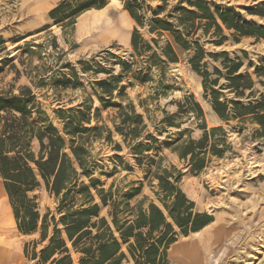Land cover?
Here are the masks:
<instances>
[{"label":"rangeland","instance_id":"374dc122","mask_svg":"<svg viewBox=\"0 0 264 264\" xmlns=\"http://www.w3.org/2000/svg\"><path fill=\"white\" fill-rule=\"evenodd\" d=\"M63 1L0 0V93L18 94L30 88L35 95V124L49 119L64 134L65 123L74 119L75 125L91 129L83 132L82 138L87 141L92 175L80 173L78 183L90 185L91 178H96L98 188L112 190L102 216L110 219L113 200L120 209L129 202L133 214L140 202L145 210L151 203L164 209L158 176L167 170L172 175L170 180L178 178V187L195 203L193 210L212 215L213 223L197 235L184 234L175 224L177 240L167 249L168 264H264V130L252 115L237 117L231 113L221 118L212 103L213 89L219 91L221 100L243 104L264 101V77L255 73L264 57V38L240 36L224 25L223 31L212 25L206 30V20L197 18L192 37L182 26L176 28L190 41L186 49L171 32L159 35L150 32L148 23L140 25L123 0H106L104 6L77 10L67 19L53 18L51 11ZM207 1L233 6L247 21L264 28V16L252 13L264 8V0ZM164 2L146 0L145 5L156 8ZM166 2L165 12L178 3L197 9L190 5L195 0ZM146 13L150 18V10ZM95 15L101 22H94ZM108 20L127 22L129 42L102 38ZM135 30L143 38L140 44L149 42L153 49L135 50L131 42ZM223 36L221 44L217 43ZM168 41L174 46L177 61H169L163 54ZM196 44L205 55L195 69L191 60ZM154 53L166 62L157 61ZM229 59L241 60L239 72L251 74L254 85L245 95L237 96L228 87L225 66H229ZM103 80L113 88V96L99 84ZM138 114L143 118L140 124L124 121ZM213 127L221 130L210 132L205 152L199 156L203 166L193 171L191 156L182 158L175 148L189 139H201L205 130ZM32 148L39 151L37 139ZM1 186L5 187L0 176ZM132 188L140 192L126 200ZM92 190L100 202L96 189ZM29 194L38 196L43 213L47 207L56 212L58 200L44 184ZM77 196L81 199L83 194ZM0 200L4 209L0 213V264H38L40 257L34 259L33 253H40L48 240L40 242V229L31 233L19 230L9 195L0 194ZM119 216L132 218L125 213ZM123 250L128 253L127 244ZM71 254L74 264H79L81 254L73 248ZM122 264L135 262L130 257Z\"/></svg>","mask_w":264,"mask_h":264},{"label":"trees","instance_id":"16d2710c","mask_svg":"<svg viewBox=\"0 0 264 264\" xmlns=\"http://www.w3.org/2000/svg\"><path fill=\"white\" fill-rule=\"evenodd\" d=\"M71 1L65 0L60 3L51 11V16L67 19L77 10L101 7L106 2V0H86L73 5ZM123 2L125 8L140 25L148 23L150 32H157L159 35H163L164 31L171 32L175 41L186 49L190 48V41H187L184 33L176 28L182 26L186 35L192 37L197 28V18L206 20V30L212 25L218 31H223L222 25H224L228 29L235 30V34L240 36L264 38V28L247 21L233 6L195 0L190 2V5L195 6L196 10L178 3L169 12H165L168 7L166 0L163 5L156 8L145 5L146 0H123ZM147 10H150V18L146 15ZM163 13L166 14L160 16ZM252 13L264 16V8L259 7ZM140 39L143 38L135 30L131 42L136 51L153 49L149 42L140 44ZM224 39L225 36L217 43L221 44ZM153 41L158 42L156 39ZM196 45L198 48L191 60L195 69L205 55L204 49L199 44ZM163 54L169 61L178 60L170 41L163 49ZM224 56L227 57V54L225 53ZM154 57L157 61L166 62L156 53ZM229 62V66H225L228 68L227 78L230 81L228 87L237 96L245 95L246 89L254 85L251 74L239 72L243 66L241 60L229 59ZM261 63L255 68L258 77H264V57ZM225 65L228 64L225 62ZM99 84L105 86V92L109 96H113L114 90L107 80ZM205 88L208 91L206 79ZM101 98L107 100L104 96ZM212 103L215 112L221 118L226 119L231 113L237 117L252 115L264 130V101L255 100L243 104L234 99L221 100L219 91L213 89ZM196 106L202 112L199 103H196ZM35 108V95L30 88L26 87L18 94L12 91L0 93V176L4 180V188L9 195L19 230L31 233L40 229V242L48 240V244L40 253H33L34 259L40 257L38 264H46L51 260L52 264H74L71 248L81 254L79 264H122L124 259L130 261V257L135 264H168L167 249L177 240L178 232L175 224L184 234H188L200 231L213 221L212 215L193 210L195 203L178 187V178L170 180L172 175L167 170L163 175L158 176L160 200L164 209L151 203L145 210L143 203L140 202L137 213L133 214L129 202H126L125 208L120 209L119 204L113 200L110 204L112 207L109 211L110 219L102 216V207L109 205L112 190L98 188L99 179L96 178H91L90 185L84 182L78 183L80 173L89 177L92 175L87 141L82 138V133L91 129L82 124L75 125L74 119L65 123L64 134L49 119L42 120L43 124H35L32 120ZM142 119V115L138 114L127 116L124 121L140 124ZM93 130H98V127H94ZM217 130H221V127L205 130L201 139H189L175 148L180 157L191 156L193 171L202 168L203 159L199 156L205 152V143L210 132L215 133ZM131 132L134 130L131 129ZM125 135L127 136V133ZM35 139L40 143L38 152L32 148ZM68 147L70 150L66 151ZM198 148L199 152H197ZM43 184L58 200L56 212L47 207L46 212L43 213L38 196L29 194ZM92 187L96 189L100 202L97 201ZM139 192V188H132V192L126 194V200ZM77 193L83 194L81 199L78 198ZM120 213L131 214L132 218L120 219ZM123 244H127L128 253L123 250ZM57 254L60 256H56Z\"/></svg>","mask_w":264,"mask_h":264},{"label":"bare ground","instance_id":"6f19581e","mask_svg":"<svg viewBox=\"0 0 264 264\" xmlns=\"http://www.w3.org/2000/svg\"><path fill=\"white\" fill-rule=\"evenodd\" d=\"M113 1L118 2V0H113ZM88 12H90V10ZM89 17H90V15H89ZM84 20H88V18H85ZM94 20H95L94 22H99L100 21V17L96 16V18H94ZM101 35H102V38H107L108 39V38H111V37H116V38L122 39L125 42L126 41L129 42V34H128V25H127V22L124 21V20H118V21H110V20H108V26L105 27V30L102 32ZM0 189H1L0 190V194H2L5 197H7V193L5 191V188L3 186H1ZM2 208H3V200H0V213L2 212V210H4ZM205 228H203V229H205ZM202 230L197 231L194 234L197 235Z\"/></svg>","mask_w":264,"mask_h":264}]
</instances>
